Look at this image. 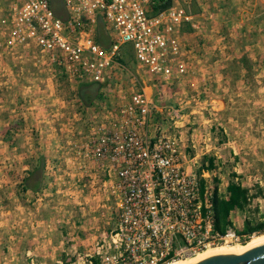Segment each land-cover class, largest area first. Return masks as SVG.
I'll list each match as a JSON object with an SVG mask.
<instances>
[{
  "label": "built area",
  "instance_id": "built-area-1",
  "mask_svg": "<svg viewBox=\"0 0 264 264\" xmlns=\"http://www.w3.org/2000/svg\"><path fill=\"white\" fill-rule=\"evenodd\" d=\"M62 1L65 19L52 0H0V58L22 59L27 53L36 69L75 88L104 83L115 65L124 69L127 44L138 65L160 86H169L189 71L183 30L200 31L201 19L214 18V12L189 11L179 0L157 12L159 0ZM99 23L108 34L107 47L97 41ZM111 112L115 127L91 124L78 163L86 172L94 168L93 183L101 185L107 200L116 201L117 226L78 264H173L249 241L234 222L225 233L216 229L218 180L219 189H226L220 187V169L204 164L207 148L186 146L177 126L157 128L154 141L148 138L156 114L168 113L176 123L181 106L160 105L140 90Z\"/></svg>",
  "mask_w": 264,
  "mask_h": 264
},
{
  "label": "crops",
  "instance_id": "crops-1",
  "mask_svg": "<svg viewBox=\"0 0 264 264\" xmlns=\"http://www.w3.org/2000/svg\"><path fill=\"white\" fill-rule=\"evenodd\" d=\"M179 1L189 11L195 13L214 12V18L209 21L201 19L203 28L200 31H192L188 26L183 30L181 41L185 48L190 50L186 57L189 71L187 75L175 80L169 86H160L159 82L141 68L136 59L134 60L137 67L145 74L140 78L136 76L132 78L138 90L147 92L160 105L182 107V116L176 123L171 121L168 113L156 114L147 136L154 141L157 128L170 131L175 126L179 127L180 137L186 146L195 144L198 151L207 148L208 154L204 159L211 158L215 167L221 171L230 166L226 188L235 176V181L248 189L251 195L257 194V197L252 199L253 202H262L264 182L258 183L257 178H254V184L244 182L245 178H248L246 174L248 168H255V165H258L255 156L259 150V135H264V131H261L264 130V34H262L264 20L258 18L260 13L258 4L256 2L253 4L252 0ZM247 31L251 34H246ZM105 34L108 38L106 30ZM251 35L257 37L252 44H246ZM20 56L23 58L11 55L0 58L1 153L7 148L14 153H21L20 147H26L28 152L31 150L33 152L36 147L34 142L23 145L20 141L15 142L22 136L29 139L32 135L29 126L19 127V119L27 122L30 119L45 118L44 109L50 104L55 105L59 115L67 119V105L73 102L58 92L61 85L57 79L59 76L36 69L33 58L27 53ZM128 59H131L130 55ZM114 69L120 68L115 65ZM114 75H117V72ZM75 91L78 98L74 101L77 103L78 111L72 115L79 123L86 118V112L96 110L103 100L99 98L92 106H86L80 98L79 87L75 88ZM134 92L126 94V90L120 89L109 100L113 106L102 107L101 112L92 113L90 120L97 117L100 124L107 123L114 128L117 122L112 118L111 111L128 103ZM215 121H221L218 123L220 129ZM75 130L73 135L78 134V141L74 142L75 148L67 152L64 175L58 179L59 184L64 185V189L59 192L63 197L70 193L68 190L71 188L74 189L73 195L78 192L76 191L78 177H83L86 173L81 172L78 149L87 141L89 130L85 133L80 129ZM82 134L84 135L81 136ZM223 137H227V141L223 140ZM22 169L25 172L20 183H23L30 167L26 165ZM89 176L94 178V174ZM251 179L253 177L249 176L248 181ZM41 190L27 191L25 194L30 196L32 193L35 201L50 202L51 199L47 201L40 197ZM54 194L47 193L44 196L52 197ZM42 205L46 206V203ZM240 213L239 209L231 213V221L235 226L234 217L237 216L239 219L244 216ZM244 217L246 219V216ZM42 223L45 225L48 244L54 243L53 234L58 232L59 236L61 233L70 245V251L73 250L71 251L73 255L76 254L78 257V215H73L60 207L58 215L49 216ZM240 229L243 231L244 228ZM58 241L60 245L64 244L60 237ZM70 260L73 258H68L66 261ZM15 261V256L0 258V264H16ZM73 264L78 262L74 261Z\"/></svg>",
  "mask_w": 264,
  "mask_h": 264
},
{
  "label": "rangeland",
  "instance_id": "rangeland-1",
  "mask_svg": "<svg viewBox=\"0 0 264 264\" xmlns=\"http://www.w3.org/2000/svg\"><path fill=\"white\" fill-rule=\"evenodd\" d=\"M252 1L253 4H255L254 2L258 4V11H260L258 18L264 20V0ZM246 34L250 35L251 33L247 31ZM256 37L257 35L249 36L248 41L245 43L252 44ZM128 55L131 56V59H128ZM122 57L121 62L126 66V69H113L110 78L102 83L103 88L101 89L100 98L103 102L98 104L96 110L86 112L87 116L84 121L78 123L72 115L75 111H78L77 103L74 101L78 98L75 87H71L67 81L60 77L57 78L59 84H61L58 92L73 101L67 105V119L61 117L57 107L51 104L44 109L45 118L30 119L27 122L19 119V127L29 126L32 129V135L29 139L22 136L16 139L15 142L20 141L22 145L34 142L36 147L33 152L32 150L28 152L26 147H20L21 153H14L10 148L2 153L0 152V258L15 256L16 264H73L74 261L82 262L83 260L79 258L89 252L91 245L106 239L116 228V201L107 200L101 185L93 183V179L89 175L95 172L94 169L87 168L88 173L81 169V172L85 171L86 173L83 177H78V190H76L78 192L73 195L74 189L71 188L68 190L70 193L64 196L65 198L62 193H59L64 189V185L59 184L58 179L64 175L63 170L67 163V152L75 148L74 142L78 141V134L73 135V132H76L75 129H80L82 133H85L90 130L91 124L99 125L100 121L97 117L90 120L91 114L101 112L102 107H112L113 105L109 100L120 89L126 90V94H130L132 91H140L139 88L134 86L132 78L133 76L140 78L145 74L134 61L135 56L131 44L124 46ZM116 72L117 75H114ZM44 119L47 121H43ZM219 122L221 121H215L217 125ZM218 128L221 127L218 125ZM223 140L227 141V137H223ZM40 158H44L45 161V180L42 190L40 189V197L45 198L47 201L51 199L50 202L35 201L32 193L27 196L21 188L22 183L20 181H22L25 172L22 168L28 165L31 169ZM255 159L258 165H255V168H248L246 173L248 178L252 176L253 179L248 181V178H245L244 182L246 183L251 182L254 184V178H257L258 183L264 182V135L262 134L259 135V150ZM230 169V166H228L226 169L220 170V187L222 190L226 189ZM69 187L70 185H68ZM47 193L55 194L52 197H45L44 194ZM42 203H46V206H43ZM60 207L73 215H78V257L76 254L73 255V250L70 251L67 240L62 237L61 233L58 236L57 231H55L57 234L55 233L52 236L54 243L48 244L47 242L48 237L42 221L48 219L49 216L58 215ZM262 212H264V201L253 202L251 200L248 211L246 213L241 212L240 215L246 216V219L249 217L251 220L259 221ZM244 216L239 217V219L237 216L234 217L236 226L239 229L245 227L244 220L246 219ZM53 222L56 225L58 224L56 221ZM58 237L64 241V244L60 245ZM68 258H73V260L66 261Z\"/></svg>",
  "mask_w": 264,
  "mask_h": 264
},
{
  "label": "trees",
  "instance_id": "trees-1",
  "mask_svg": "<svg viewBox=\"0 0 264 264\" xmlns=\"http://www.w3.org/2000/svg\"><path fill=\"white\" fill-rule=\"evenodd\" d=\"M173 4V0H159L157 5L154 7V11L163 10L168 8ZM52 5L56 14L65 19L67 17L66 9L63 5L62 0H52ZM97 41L104 46L110 45V40L107 38L104 30V25L99 23L97 28ZM103 88L102 83H86L79 87V95L83 103L86 106H92L94 102L101 97V89ZM208 161L209 167L214 168V162L210 158L209 160H204V164ZM44 170L45 161L44 158H40L36 165L28 171L27 176L24 178L22 183V191H33L37 192L42 189L44 185ZM235 176L232 177L226 191L223 192L218 186L215 189L214 194V206H215V216H216V229L220 233H225L227 228L231 225V213L232 211L239 209L242 213L248 211V207L251 200L257 197V194L251 195L249 190L244 188L239 182L235 181ZM243 234L247 235L249 238L256 235L264 234V212L259 221L251 220L249 217L245 220V227L242 231Z\"/></svg>",
  "mask_w": 264,
  "mask_h": 264
},
{
  "label": "water",
  "instance_id": "water-1",
  "mask_svg": "<svg viewBox=\"0 0 264 264\" xmlns=\"http://www.w3.org/2000/svg\"><path fill=\"white\" fill-rule=\"evenodd\" d=\"M192 264H264V243L252 246L242 253L212 254Z\"/></svg>",
  "mask_w": 264,
  "mask_h": 264
},
{
  "label": "bare ground",
  "instance_id": "bare-ground-1",
  "mask_svg": "<svg viewBox=\"0 0 264 264\" xmlns=\"http://www.w3.org/2000/svg\"><path fill=\"white\" fill-rule=\"evenodd\" d=\"M264 243V234L263 235H258V236H252V238L243 245H222L213 249H210L202 254H200L199 256L190 259V260H186V261H179V262H175L173 264H192L200 259H203L207 256H210L212 254H216V253H222V252H233V253H242L245 250H247L248 248Z\"/></svg>",
  "mask_w": 264,
  "mask_h": 264
}]
</instances>
